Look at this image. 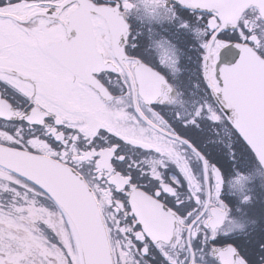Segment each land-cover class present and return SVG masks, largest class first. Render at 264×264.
Masks as SVG:
<instances>
[{"label":"snow or ice","instance_id":"snow-or-ice-1","mask_svg":"<svg viewBox=\"0 0 264 264\" xmlns=\"http://www.w3.org/2000/svg\"><path fill=\"white\" fill-rule=\"evenodd\" d=\"M264 0H0V264H264Z\"/></svg>","mask_w":264,"mask_h":264},{"label":"flooded vegetation","instance_id":"flooded-vegetation-1","mask_svg":"<svg viewBox=\"0 0 264 264\" xmlns=\"http://www.w3.org/2000/svg\"><path fill=\"white\" fill-rule=\"evenodd\" d=\"M254 169L260 173L259 176L251 174L249 169H244L240 171L235 170V175L229 178L228 187L232 194L236 197H241L245 194H250L256 189L264 187V175L258 166H254ZM248 176V177H247ZM247 186H249V191L247 192Z\"/></svg>","mask_w":264,"mask_h":264},{"label":"rangeland","instance_id":"rangeland-1","mask_svg":"<svg viewBox=\"0 0 264 264\" xmlns=\"http://www.w3.org/2000/svg\"><path fill=\"white\" fill-rule=\"evenodd\" d=\"M247 169H249V170H247V171H249L251 174H254V175H256V176H259V175H260V173L254 169V166H252V167H250V168H247ZM247 177H248V176H247ZM247 192H250V191H249V186H247Z\"/></svg>","mask_w":264,"mask_h":264},{"label":"water","instance_id":"water-1","mask_svg":"<svg viewBox=\"0 0 264 264\" xmlns=\"http://www.w3.org/2000/svg\"><path fill=\"white\" fill-rule=\"evenodd\" d=\"M258 167H259V169L261 170L262 174L264 175V164H262V165H260V166H258Z\"/></svg>","mask_w":264,"mask_h":264}]
</instances>
